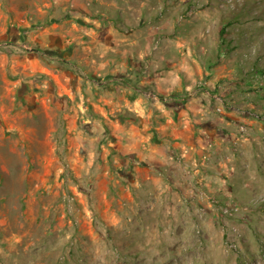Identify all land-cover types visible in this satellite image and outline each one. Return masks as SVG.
<instances>
[{
	"label": "rangeland",
	"instance_id": "1",
	"mask_svg": "<svg viewBox=\"0 0 264 264\" xmlns=\"http://www.w3.org/2000/svg\"><path fill=\"white\" fill-rule=\"evenodd\" d=\"M86 1L0 0V264H264V0H173L179 27L236 14L214 63L237 50L253 107L229 137L205 135L193 156L170 143L157 160L118 153L103 109L109 79L136 87L148 74L102 67L119 44L135 60L142 25L110 24L111 0H90V13Z\"/></svg>",
	"mask_w": 264,
	"mask_h": 264
},
{
	"label": "crops",
	"instance_id": "2",
	"mask_svg": "<svg viewBox=\"0 0 264 264\" xmlns=\"http://www.w3.org/2000/svg\"><path fill=\"white\" fill-rule=\"evenodd\" d=\"M111 2V5L103 6L106 14L115 18L109 23L115 24L117 21L120 28L142 25L139 31L134 30L140 33L141 39L129 42L131 55L135 60L127 55L126 47L121 49V46L128 43H118L117 54L108 56L102 62L104 71H109L107 74L110 71H117V74L136 72L134 69L138 66L148 70V74L139 78L136 87L126 82L127 79L122 76L109 79L112 83L109 85V95L104 99L110 104L108 107L103 104V109L106 110L104 116L107 120L120 127L118 153L134 152L146 160H157L161 156L166 157L169 144L173 143L182 147L184 154L193 156L199 150V143L205 135L219 132L227 138L234 134L233 127L251 123L249 115H252L250 108L253 104H250L247 96L250 91L249 82L244 86L240 81L241 71L235 55L237 50L228 55L221 52L218 63H214L215 48L221 43L232 45L235 41L232 39V31L236 28L235 13L229 19L220 15L218 22L215 18L217 15L214 14V26L211 23L213 18L197 13L196 21H187L179 27L176 21L182 4L177 6L173 0H166L167 5L160 17L157 16V9L161 7L158 6V0ZM183 2L185 0H177V3ZM86 5L87 12L90 13L91 1L87 0ZM222 29H225L223 35L220 34ZM156 36L159 47L152 50ZM144 47L147 48L146 51ZM94 70L98 71L96 68ZM198 78L213 82L216 91L191 93L192 84ZM207 93L215 99L220 97L222 103L206 101L204 98ZM150 94H155L157 99L151 98L148 101L145 95ZM120 99L124 101H119ZM99 104V101L93 102V114H97ZM111 110H118L119 113L114 112L115 115L112 116ZM207 126L212 128L207 129ZM167 157L171 158V155L167 154Z\"/></svg>",
	"mask_w": 264,
	"mask_h": 264
},
{
	"label": "built area",
	"instance_id": "3",
	"mask_svg": "<svg viewBox=\"0 0 264 264\" xmlns=\"http://www.w3.org/2000/svg\"><path fill=\"white\" fill-rule=\"evenodd\" d=\"M150 97L154 100L157 99L155 94H150Z\"/></svg>",
	"mask_w": 264,
	"mask_h": 264
},
{
	"label": "trees",
	"instance_id": "4",
	"mask_svg": "<svg viewBox=\"0 0 264 264\" xmlns=\"http://www.w3.org/2000/svg\"><path fill=\"white\" fill-rule=\"evenodd\" d=\"M225 33V29H222L220 34L223 35Z\"/></svg>",
	"mask_w": 264,
	"mask_h": 264
}]
</instances>
